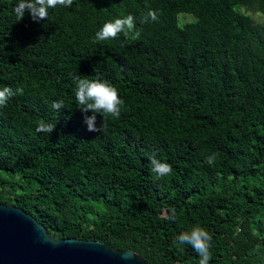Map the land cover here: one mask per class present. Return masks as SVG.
Returning <instances> with one entry per match:
<instances>
[{
  "label": "trees",
  "instance_id": "16d2710c",
  "mask_svg": "<svg viewBox=\"0 0 264 264\" xmlns=\"http://www.w3.org/2000/svg\"><path fill=\"white\" fill-rule=\"evenodd\" d=\"M17 3L0 0V89H23L0 107V203L150 264H199L177 242L197 227L208 264H264V23L241 11L264 16V0H73L38 21H18ZM149 10L158 19L143 22ZM129 14L137 38L95 41ZM77 76L118 89L120 117L97 114L101 133ZM153 155L171 174L151 171Z\"/></svg>",
  "mask_w": 264,
  "mask_h": 264
},
{
  "label": "clouds",
  "instance_id": "9594fccd",
  "mask_svg": "<svg viewBox=\"0 0 264 264\" xmlns=\"http://www.w3.org/2000/svg\"><path fill=\"white\" fill-rule=\"evenodd\" d=\"M73 5V0H18V3L13 8L17 20H22L25 11H28L34 21L48 19V10L58 6L70 8ZM157 20V14L154 10H149L143 22L148 19ZM135 18L129 14L123 18H116L103 24L99 31L95 33V41L103 42L118 38L122 33L127 38L135 39L139 36L136 31ZM73 83L75 86V98L78 102L79 109L83 113L91 112V116H85L84 122L87 125V130L92 132H103L106 129V121L102 120L99 127L96 125L97 114L102 117H112L118 119L121 113L123 101L120 99L118 89L106 80L88 79L87 76L74 77ZM23 94L22 88H17L15 92L12 88L5 86L0 89V107L7 106L10 98ZM52 107L56 110L64 108L63 101H54ZM55 128L54 124L40 122L37 126V132L51 133ZM214 157H209L207 162L211 164ZM151 171L157 176H165L171 174V165L161 162L156 159L155 155L149 158ZM210 236L202 228H194L190 233H181L177 237V242L180 244L191 245L194 251L199 255V264H208L211 259L209 252Z\"/></svg>",
  "mask_w": 264,
  "mask_h": 264
},
{
  "label": "water",
  "instance_id": "95a60500",
  "mask_svg": "<svg viewBox=\"0 0 264 264\" xmlns=\"http://www.w3.org/2000/svg\"><path fill=\"white\" fill-rule=\"evenodd\" d=\"M0 264H150L92 240L58 239L24 210L0 203Z\"/></svg>",
  "mask_w": 264,
  "mask_h": 264
},
{
  "label": "rangeland",
  "instance_id": "374dc122",
  "mask_svg": "<svg viewBox=\"0 0 264 264\" xmlns=\"http://www.w3.org/2000/svg\"><path fill=\"white\" fill-rule=\"evenodd\" d=\"M241 11L244 12L245 14L249 15L253 19L254 23H256V24H263L264 23V16L263 15L256 13V12L247 11L245 9H241ZM192 20H193V17L191 15H188L185 13L179 15L180 24H184V23L192 21Z\"/></svg>",
  "mask_w": 264,
  "mask_h": 264
}]
</instances>
